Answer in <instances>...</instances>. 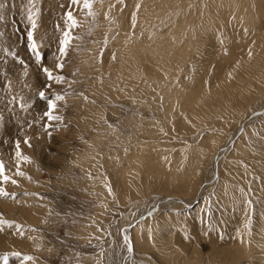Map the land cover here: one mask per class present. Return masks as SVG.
I'll return each mask as SVG.
<instances>
[{"label": "rangeland", "instance_id": "rangeland-1", "mask_svg": "<svg viewBox=\"0 0 264 264\" xmlns=\"http://www.w3.org/2000/svg\"><path fill=\"white\" fill-rule=\"evenodd\" d=\"M37 9L40 63L27 39ZM68 11L78 25L57 70ZM91 11L0 0V162L17 181L2 185L15 195L0 197L12 222L0 224V264H20L14 252L128 264L132 223L135 264H264V0H93ZM41 66L63 82L45 88ZM40 90L64 96L48 132ZM174 196L197 201L145 213Z\"/></svg>", "mask_w": 264, "mask_h": 264}, {"label": "snow or ice", "instance_id": "snow-or-ice-1", "mask_svg": "<svg viewBox=\"0 0 264 264\" xmlns=\"http://www.w3.org/2000/svg\"><path fill=\"white\" fill-rule=\"evenodd\" d=\"M71 3L73 5L82 4L83 8L88 9L89 15H95L91 11L93 0H71ZM136 7H137V9H139L140 5L137 4ZM38 11H39L38 9L36 12H32L31 10H29L28 20L31 23V29L27 32V39H28L29 50L34 54L37 63H40L42 61V54L39 50L40 45L37 43V41L34 38V30L37 28V21L35 19V16L38 14ZM64 18H65V22L67 24L68 30L63 31L62 38L59 40V48H58L59 56L56 58L57 63L55 64V68L57 70L62 69L64 66L63 63L59 62V60L61 57H64L67 55V49H68V46H69L70 41L72 39L69 30L77 27V25H78V22L73 17V13L71 11L65 12ZM135 19H136V14L133 13V16H132L133 27H135ZM57 28L59 29V26H57ZM248 55H249V57H251V55H252L251 51H249ZM112 59H115V55H113ZM26 67H27V65H25V68ZM40 71L44 73V75L46 76L47 81H48V83H46L44 85L45 88H51L52 82L59 84V83L63 82V80H64V77L62 75H54L53 71L46 66H41ZM25 74H27V72H25ZM229 75H231V74H229ZM38 98L41 101H46V110L43 112L41 119L46 118V120L48 121V123H45L43 125L45 132H48L50 127L52 126V122L61 121L63 119V117H61L59 115H55L54 113L57 109V102L63 100L64 96L59 95V94H55L54 97L49 98L46 95V92L44 90H40L38 92ZM85 100H87V97H85ZM94 102L95 101H93V103ZM21 107H28V106L27 105H21ZM29 126H31V125H29ZM109 126L111 127V125H109ZM23 143L25 145H28L29 147H31L29 138L26 137L24 139ZM15 155H16L18 160L22 159L24 161H28L30 159L29 157L24 156L22 154L21 149H20V141L19 140L15 141ZM16 175L22 176V175H24V173L17 170ZM9 181L12 184L17 183V181L15 179H11V177H9L6 174L5 167H4L3 163L0 162V197H7L9 195H13V196L15 195L14 193L7 192L4 189V187L2 186L3 184L8 183ZM108 192H109V195L112 194V190H111L110 186L108 187ZM250 223H251V220L249 219L248 223L245 224V227L247 228ZM0 224H7V225L11 226L12 222L7 221V220L3 219L2 217H0ZM22 234L23 233H21V235ZM125 242L128 243L127 237H125ZM132 250H133L132 246L129 243L128 244V251L131 253ZM11 255L15 256V257H19L20 258V264H25L26 261H31L33 259L32 256H27V255L21 256V253H19V252H14ZM3 261H4V264H8V255L7 254L3 257Z\"/></svg>", "mask_w": 264, "mask_h": 264}, {"label": "bare ground", "instance_id": "bare-ground-1", "mask_svg": "<svg viewBox=\"0 0 264 264\" xmlns=\"http://www.w3.org/2000/svg\"><path fill=\"white\" fill-rule=\"evenodd\" d=\"M190 71H188L187 69H183V70H181L180 72H179V74H178V79H179V84H181L182 85V87H186V85L187 84H189V80H190ZM180 75V76H179ZM38 79V78H37ZM39 82V81H38ZM262 109H264V101H263V103H262V105L259 107V109L257 110V113L256 114H261V111H262ZM255 114V115H256ZM254 115L252 116V118L251 119H249L248 121H246V123L247 122H252L254 119ZM245 123V124H246ZM245 124H243L241 127H239L238 128V130H236V132L235 133H233V136L230 138V140L226 143V147L229 145V143L230 142H232V140H234L236 137H237V135H238V133H239V131H240V129L242 128L243 129V126H245ZM226 149V148H225ZM224 152V149H221V150H219V152L217 153V154H215V156L213 157V167H214V163H217V158H219L221 155H222V153ZM217 167V166H216ZM212 169H215V167L214 168H212ZM219 179V178H218ZM211 180H208V181H206V182H204L200 187H199V189H198V193H197V199H198V197H199V194H200V192H201V190H203V188L204 187H206L208 184H209V182H210ZM196 197L194 198V200L192 201L193 202V204L195 203L196 204V201H197V199H196ZM167 199V198H166ZM192 202L190 203V202H187L186 200H182V199H180V198H178V197H169L168 198V200H161V201H159V202H157V203H154L153 204V206H151L150 207V209L149 210H147L145 213H151L152 211H153V209H154V207L156 208L155 210H164V209H168V208H172L173 206H176V205H185V206H188L189 207V209L192 207ZM154 210V211H155ZM144 213V214H145ZM143 214V215H144ZM133 224V223H132ZM132 224H130L129 226H128V228H127V230H125L124 232H123V234H122V237L124 238V240H125V237H127L128 238V243H127V245L130 243L131 244V242L132 241H130V239H129V232H130V228H131V225ZM132 249H133V247H132ZM134 251L132 250V252L131 253H128L127 254V260H128V264H135V262L137 261V260H139V259H137L136 257H135V255H134V253H133Z\"/></svg>", "mask_w": 264, "mask_h": 264}]
</instances>
